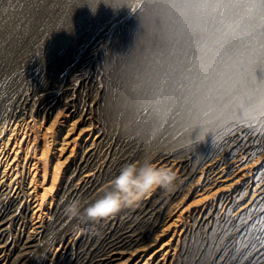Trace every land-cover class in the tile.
Segmentation results:
<instances>
[{
    "label": "bare ground",
    "instance_id": "6f19581e",
    "mask_svg": "<svg viewBox=\"0 0 264 264\" xmlns=\"http://www.w3.org/2000/svg\"><path fill=\"white\" fill-rule=\"evenodd\" d=\"M114 2L0 0V264H264V73L238 58L211 123L185 131L131 91L148 37L105 58L138 14ZM145 158L174 191L110 188ZM113 194L97 234L65 215Z\"/></svg>",
    "mask_w": 264,
    "mask_h": 264
},
{
    "label": "snow or ice",
    "instance_id": "6c2138e0",
    "mask_svg": "<svg viewBox=\"0 0 264 264\" xmlns=\"http://www.w3.org/2000/svg\"><path fill=\"white\" fill-rule=\"evenodd\" d=\"M141 9L150 26L149 56L134 67L130 85L157 117L166 116L185 131L196 125L201 129V124L211 123L204 120L211 116V104L234 90L238 58H247L249 78L257 65L264 73V0H137L134 11L139 14ZM260 87L264 91V79ZM115 183L127 192L129 173ZM131 183L147 190L151 180ZM116 206L109 198L95 211L108 215ZM255 239L260 242L257 253L264 255V239Z\"/></svg>",
    "mask_w": 264,
    "mask_h": 264
},
{
    "label": "clouds",
    "instance_id": "9594fccd",
    "mask_svg": "<svg viewBox=\"0 0 264 264\" xmlns=\"http://www.w3.org/2000/svg\"><path fill=\"white\" fill-rule=\"evenodd\" d=\"M126 2L131 3L132 0H126ZM124 173H129V185H132L133 187L136 185L132 184V181H136L138 184L143 185L150 179L151 183L148 184V190L158 187L166 191H174L178 181V176L173 169L155 166L152 163L151 158H145L142 162L128 164L122 167L118 176L113 178V185L110 186V188L115 189L117 192L121 191V188L115 183V181ZM136 190L138 191L139 188ZM109 198L115 199L117 201V206L109 212L108 215H101L98 211H95L97 205L102 200H107ZM124 206L125 202L113 194L105 195L87 205L82 204L79 200H74L65 207L64 212L66 216L77 220L80 224L88 225L89 229L93 231L94 234H97L94 226L99 225L109 216L116 214ZM94 212L95 214H93Z\"/></svg>",
    "mask_w": 264,
    "mask_h": 264
},
{
    "label": "rangeland",
    "instance_id": "374dc122",
    "mask_svg": "<svg viewBox=\"0 0 264 264\" xmlns=\"http://www.w3.org/2000/svg\"><path fill=\"white\" fill-rule=\"evenodd\" d=\"M122 1L123 0H115L113 6H116ZM141 10V13H139V15L137 14L133 20H131L128 24L124 25L118 30L116 37L113 39L110 47L104 50L109 51L105 56L106 59L110 58V56L113 54V51H136V47L138 46L136 44L138 40L145 38V36L148 37V43H146V45L140 51H147L151 40L150 26L145 11L143 9ZM107 17L108 16H105L103 21ZM256 47L257 49H259V44H257ZM176 252L179 253V250L177 249Z\"/></svg>",
    "mask_w": 264,
    "mask_h": 264
}]
</instances>
